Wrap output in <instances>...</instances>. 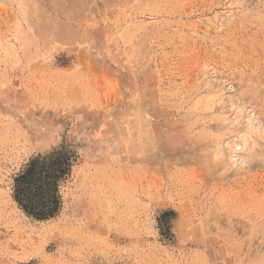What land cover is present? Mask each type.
I'll list each match as a JSON object with an SVG mask.
<instances>
[{
    "label": "rangeland",
    "instance_id": "374dc122",
    "mask_svg": "<svg viewBox=\"0 0 264 264\" xmlns=\"http://www.w3.org/2000/svg\"><path fill=\"white\" fill-rule=\"evenodd\" d=\"M0 3V264H264V0Z\"/></svg>",
    "mask_w": 264,
    "mask_h": 264
},
{
    "label": "trees",
    "instance_id": "16d2710c",
    "mask_svg": "<svg viewBox=\"0 0 264 264\" xmlns=\"http://www.w3.org/2000/svg\"><path fill=\"white\" fill-rule=\"evenodd\" d=\"M74 156L53 150L32 156L13 180V199L37 219L55 216L61 207L59 184L68 177Z\"/></svg>",
    "mask_w": 264,
    "mask_h": 264
},
{
    "label": "bare ground",
    "instance_id": "6f19581e",
    "mask_svg": "<svg viewBox=\"0 0 264 264\" xmlns=\"http://www.w3.org/2000/svg\"><path fill=\"white\" fill-rule=\"evenodd\" d=\"M85 1V0H84ZM1 4V3H0ZM2 5V4H1ZM5 5V4H4ZM13 5V4H12ZM62 5V4H61ZM78 6V5H77ZM2 8H5V6L4 7H2ZM1 8V9H2ZM5 9H7V8H5ZM9 10H11V9H9ZM18 17V16H17ZM27 17V16H26ZM35 21V20H34ZM28 33H29V31H28ZM15 36V35H14ZM19 37H20V35H19ZM24 37V36H23ZM24 38H26V37H24ZM21 39V38H20ZM16 40H18V39H16ZM22 43V42H21ZM26 43V42H25ZM22 44H24V43H22ZM22 44H21V46H22ZM29 44V43H28ZM14 45V44H13ZM27 45V44H26ZM23 47V46H22ZM24 49V48H23ZM22 51H24V50H22ZM8 220H9V218H8ZM21 249V248H20Z\"/></svg>",
    "mask_w": 264,
    "mask_h": 264
}]
</instances>
